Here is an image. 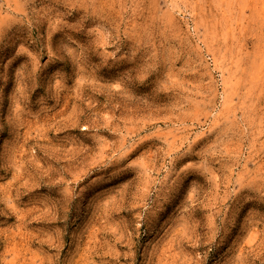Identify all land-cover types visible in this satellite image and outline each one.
Masks as SVG:
<instances>
[{"label": "rangeland", "instance_id": "1", "mask_svg": "<svg viewBox=\"0 0 264 264\" xmlns=\"http://www.w3.org/2000/svg\"><path fill=\"white\" fill-rule=\"evenodd\" d=\"M0 264H264V0H0Z\"/></svg>", "mask_w": 264, "mask_h": 264}]
</instances>
